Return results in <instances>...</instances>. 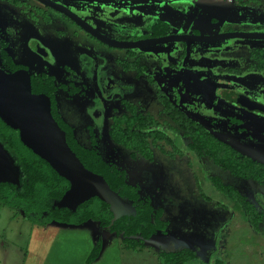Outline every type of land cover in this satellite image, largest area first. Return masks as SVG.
Instances as JSON below:
<instances>
[{"label":"rangeland","instance_id":"1","mask_svg":"<svg viewBox=\"0 0 264 264\" xmlns=\"http://www.w3.org/2000/svg\"><path fill=\"white\" fill-rule=\"evenodd\" d=\"M54 1L113 39L138 40L159 19L168 21L174 34L264 30L261 13L257 18L244 14L241 23L227 24L225 16L233 14L235 0L231 7H227L228 0ZM27 4L43 7L39 0ZM25 11L10 0H0V30L10 42L13 59L31 73L46 72L54 75L57 83L81 88L74 94L58 90L63 118L75 127L78 141L86 147H92V129L98 140L96 148L125 169L129 181L138 184L155 206L163 208L168 228L147 240L143 249L132 250L123 246L121 235L95 221L38 226L26 219L22 210L2 206L0 264H159L161 251L183 248L197 251V260L189 264H264V219L256 230L234 209L221 207L219 203L230 200L215 190L207 176H219L232 184L264 213V188L259 183L233 176L206 156L192 152L171 156L172 144H163L165 151L154 147L153 161L133 159L109 134L113 116L125 111L124 100L161 121H170L162 110L161 92L223 140L264 163V113L230 102L220 90L239 79L250 86L246 95L264 104V72L247 70L251 52L264 49V39L194 43L185 61L181 41L120 49L100 42L56 12H51L52 21L45 23L42 19L36 22L35 14L31 17ZM37 46L47 54H40ZM139 67L144 69L141 74ZM230 67L239 68L242 77L228 71ZM193 101L194 109H187ZM174 136L181 147L183 140ZM196 172L212 201L199 197ZM98 240L102 243L100 255L89 263Z\"/></svg>","mask_w":264,"mask_h":264},{"label":"trees","instance_id":"2","mask_svg":"<svg viewBox=\"0 0 264 264\" xmlns=\"http://www.w3.org/2000/svg\"><path fill=\"white\" fill-rule=\"evenodd\" d=\"M168 21L157 20L151 28L152 36H161L170 32ZM257 67L264 69V49L258 48L253 54ZM2 61L10 71L25 70L28 67L17 63L2 45ZM129 67V66H127ZM134 67L131 64V68ZM144 71L139 67V74ZM34 93L46 94L52 103V113L61 128L66 132L68 144L82 165L104 178L114 193L119 196L126 209L115 215L110 204L99 197H93L84 203L70 207L60 202L70 187V182L61 176L45 159L26 146L17 128L8 125L0 117V146L10 158L16 172L14 180H0V207L9 206L22 210L26 219L33 225L46 226L52 222L80 225L95 221L103 229L122 236L123 246L127 249L141 250L147 240L158 232H165L168 221L164 218L162 207L154 205L151 197L141 191L138 184L129 181L128 173L116 163L107 160L96 148L98 140L91 129L92 147L82 145L75 134V128L63 117L58 108L57 92L60 88L70 94L81 91L79 86L57 83L52 74L46 72L31 73ZM168 120L161 121L154 114L145 112L137 104L122 101L125 111L112 118L109 129L111 140L129 150L133 159L144 157L154 159V147L165 151L163 144H172L171 156L177 153L192 152L199 157L206 156L214 164L228 171L233 176L254 180L264 188V163L243 153L231 143L223 140L177 104L172 103L164 94L159 93ZM227 99L232 101L233 94ZM175 134L183 141L177 145ZM199 174L196 172L199 197L212 201L203 188ZM215 190L230 200L219 203L221 207L234 209L252 228L258 230L264 219V213L239 189L226 183L219 176L208 175ZM102 248L101 240L93 248L88 262L98 258ZM195 249L183 248L176 251H161L159 264H189L197 260Z\"/></svg>","mask_w":264,"mask_h":264},{"label":"water","instance_id":"3","mask_svg":"<svg viewBox=\"0 0 264 264\" xmlns=\"http://www.w3.org/2000/svg\"><path fill=\"white\" fill-rule=\"evenodd\" d=\"M44 4L64 13L90 35L103 43L116 48H134L185 41V61L190 54V45L195 41L210 42L229 37L264 38V33L229 32L222 34H168L158 38L137 41L113 39L91 26L79 15L53 0H41ZM108 2V0H101ZM141 1V0H138ZM235 102L251 109L264 111L258 104L244 94L236 95ZM0 117L13 128H17L23 143L45 159L70 182L60 205L74 207L85 201L99 197L110 204L115 215L126 209V204L117 196L108 182L98 174L86 169L72 152L66 132L61 128L52 113L50 98L43 93H34L31 73L25 70L8 71L0 67ZM16 178L15 168L8 155L0 146V180Z\"/></svg>","mask_w":264,"mask_h":264},{"label":"flooded vegetation","instance_id":"4","mask_svg":"<svg viewBox=\"0 0 264 264\" xmlns=\"http://www.w3.org/2000/svg\"><path fill=\"white\" fill-rule=\"evenodd\" d=\"M14 5L18 6L19 8H21L22 10L26 8L27 11H25V13L27 12V14H29L31 17L35 14V17L33 19L36 20V22L39 21V19H42L45 23H50L52 21V18H51V12H56L58 14H60L61 16H64L68 19H70L67 15H65L64 13L44 4L41 0H39L43 7H40V6H30L27 4V1L28 0H10ZM54 1V0H53ZM82 1H90V2H98V3H105L101 0H82ZM149 0H141V1H138V0H134V3H139V2H148ZM155 2H163L165 0H153ZM170 1V0H168ZM56 2V1H55ZM228 4H227V7H231L232 4H230L231 2H233V0H228ZM56 3H59V2H56ZM106 3H117L116 0H108V2ZM125 3L124 1H121L120 4H123ZM61 4V3H59ZM63 5V4H62ZM44 6H47V7H44ZM64 6V5H63ZM66 7V6H65ZM69 9V8H68ZM234 12L231 16H225V20L227 21V24H239L241 23L242 19L246 18V16H244V14H247L250 18L251 17H258V14L261 13L262 16H264V4L261 3L260 1L258 2V0H235V5H234V8H233ZM72 11V10H71ZM72 22H74L76 24L75 21H73L72 19H70ZM231 20V21H229ZM156 23V22H154ZM153 23V24H154ZM216 23V22H215ZM153 24L151 25L149 31H147L144 35V37H141L140 39L138 40H143V39H148V38H158V37H162V36H166L168 34H174L172 33V31L170 30V32H168L167 34L165 35H161V36H152L151 35V28L153 26ZM78 25V24H77ZM79 26V25H78ZM92 26V25H91ZM171 26V25H170ZM132 27V26H131ZM134 28V27H133ZM83 29V28H82ZM84 30V29H83ZM85 31V30H84ZM229 32H241V31H231L230 29H225L223 31H219V33H216V34H222V33H229ZM88 33V32H87ZM244 33H264V30H260V32L257 31H253V32H244ZM89 34V33H88ZM196 35H201V34H198V32L195 33ZM214 35V34H213ZM92 36V35H91ZM207 36H211V35H207ZM229 38H244V37H229ZM251 38H254V37H251ZM224 39H228V38H223V39H218L216 41H219V40H224ZM246 39H249V38H246ZM258 39H264V38H258ZM120 40H126V41H137V40H129V39H120ZM100 41V40H99ZM102 42V41H100ZM171 42H175V41H171ZM184 45V50H183V57L185 59V56L187 54V51H186V42L185 41H181ZM210 42H214V41H210ZM3 43L6 44V49L7 51L10 53L9 51V46H10V42L7 38H5L2 33H1V30H0V67L10 71L9 69H7L5 67V65L3 64V61H2V45ZM103 43V42H102ZM168 43V42H166ZM194 43H199V41H195L193 43H191L190 45V50H191V46L192 44ZM105 44V43H104ZM158 44H161V43H158ZM107 45V44H106ZM153 45H157V44H153ZM109 46V45H108ZM112 47V46H111ZM37 51L40 53V54H43V55H46L47 52L44 48L40 47V46H37ZM116 48V47H115ZM120 49H127V48H120ZM263 49V48H261ZM258 50V48L254 49L251 54H250V61L247 62V70L249 71H263L264 72V69H260L257 67V64H258V61L256 58H254L253 54L254 52ZM11 55V54H10ZM12 56V55H11ZM190 56V54H189ZM188 56V58H189ZM187 58V59H188ZM186 59V60H187ZM18 63V62H17ZM186 63V62H185ZM228 71H231V72H235V76L241 78L242 77V74L243 72L239 69V68H235V67H230L227 69ZM29 72V70H28ZM31 73V72H30ZM49 74V73H48ZM250 89V86H247L246 84H244L241 80L239 79H236L234 80L233 82V85H229L227 87H223L221 88V92H225V94H228V93H231L233 94V98H232V101H229L232 102V103H236L238 104L239 106H244V105H241L237 102H235L234 100V97L236 95H240V94H244L246 95V91H249ZM161 93V92H159ZM247 96V95H246ZM249 97V96H248ZM250 98V97H249ZM251 99V98H250ZM253 100V99H251ZM58 101V100H57ZM255 101V100H253ZM256 102V101H255ZM196 101H193V103L190 105L192 106V108H187L189 110L191 109H194V106L195 105ZM215 103V102H214ZM214 103L212 104V106L214 105ZM258 104H263V103H260V102H257ZM264 105V104H263ZM246 108H250L248 106H245ZM251 109V108H250ZM253 110H257V109H253ZM258 112H262L264 113V111H260L258 110ZM63 117V116H62ZM203 123V122H202ZM207 126V125H206ZM208 127V126H207ZM210 129V127H208Z\"/></svg>","mask_w":264,"mask_h":264},{"label":"crops","instance_id":"5","mask_svg":"<svg viewBox=\"0 0 264 264\" xmlns=\"http://www.w3.org/2000/svg\"><path fill=\"white\" fill-rule=\"evenodd\" d=\"M58 108H59V104H58ZM59 111L61 112L60 108H59ZM62 114V113H61ZM75 128V127H74Z\"/></svg>","mask_w":264,"mask_h":264}]
</instances>
